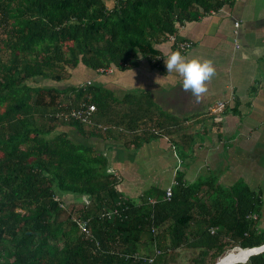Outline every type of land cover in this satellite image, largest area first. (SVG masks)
I'll return each mask as SVG.
<instances>
[{"label": "trees", "instance_id": "obj_1", "mask_svg": "<svg viewBox=\"0 0 264 264\" xmlns=\"http://www.w3.org/2000/svg\"><path fill=\"white\" fill-rule=\"evenodd\" d=\"M223 3L115 0L107 8L103 0H0V264H213L234 247L264 244L250 217L260 201L245 184L185 183L178 171L169 200L164 189L139 202L124 198L107 158L70 137L55 116L84 100L95 105L94 122L112 123L118 134L141 131L153 104L146 93L116 98L88 83L29 84L61 80L79 64L105 73L146 56L158 65L157 43ZM67 124L115 136L112 128ZM118 204L127 207L120 216L104 215ZM250 264H264V255Z\"/></svg>", "mask_w": 264, "mask_h": 264}, {"label": "crops", "instance_id": "obj_2", "mask_svg": "<svg viewBox=\"0 0 264 264\" xmlns=\"http://www.w3.org/2000/svg\"><path fill=\"white\" fill-rule=\"evenodd\" d=\"M223 1L217 11L186 22L175 34L176 41L191 42L183 51L189 58H208L215 64L217 74L199 102L183 90L181 77L167 73L163 57L177 49L168 37L156 44L158 65L145 56L130 68H114L108 74L84 65L73 68L76 76L69 86L90 81L116 98L146 93L153 104L151 113L142 117L141 131L96 136L79 133L67 121L64 127L79 134L74 140L107 158L106 171L117 178L116 188L124 198H154L171 183L175 145L185 183H242L255 192L261 205L257 228L264 231V0ZM103 2L107 8L115 4ZM218 102L224 108L216 114L210 109Z\"/></svg>", "mask_w": 264, "mask_h": 264}, {"label": "clouds", "instance_id": "obj_3", "mask_svg": "<svg viewBox=\"0 0 264 264\" xmlns=\"http://www.w3.org/2000/svg\"><path fill=\"white\" fill-rule=\"evenodd\" d=\"M163 58L167 73H175L181 77L183 90L190 92L197 102L208 93V84L217 74L211 59L198 56L189 58L179 49ZM114 68L112 66L109 69ZM260 255H264V244L242 248L240 252L230 251L223 257L221 264H250L253 257Z\"/></svg>", "mask_w": 264, "mask_h": 264}, {"label": "built area", "instance_id": "obj_4", "mask_svg": "<svg viewBox=\"0 0 264 264\" xmlns=\"http://www.w3.org/2000/svg\"><path fill=\"white\" fill-rule=\"evenodd\" d=\"M235 25L237 26L238 24L236 23ZM169 38L171 40L175 41L177 49L181 50V52L185 51L186 49H188L191 46L190 41L182 40V39L176 41L175 34L169 35ZM87 83L89 84L90 82H87ZM223 108H224V103L218 102V104L215 107L211 108L210 110L213 113L217 114V113H220L223 110ZM95 110H96V108H95V105L93 103L82 100L77 105H75V106H73V107H71L65 111L56 112L55 116L57 118L63 120V121L76 120V121H78L84 125L89 126V127L90 126L95 127L96 129L104 131L107 129V126L103 125L99 122H94L92 119ZM155 133H157V132H155ZM171 148L173 150V153H174L176 160H175V167H174V172H173L174 173L173 180L169 185H167L164 188V198L166 200H169L171 198L172 188L174 185L178 184V181H177L175 175H176V172H178L180 170L181 165L183 163L181 157L178 155V153L176 151L175 145H173ZM86 198H87V196L84 195L83 200L87 201ZM148 200H149V202H154V199H152V198H149ZM125 208H127V207L124 206V208H123V206L121 204H118L111 211L104 212V215L107 217L120 216L121 211ZM250 217L253 219H257L258 215L256 213H254V214H251ZM78 222H79V226H80L81 230L84 231L87 236H91V234L88 231V228L86 226V221L79 220ZM237 248H239V247H237Z\"/></svg>", "mask_w": 264, "mask_h": 264}, {"label": "rangeland", "instance_id": "obj_5", "mask_svg": "<svg viewBox=\"0 0 264 264\" xmlns=\"http://www.w3.org/2000/svg\"><path fill=\"white\" fill-rule=\"evenodd\" d=\"M80 65V67L81 66H83V64H79ZM78 65V66H79ZM85 69V68H84ZM112 70L113 69H107L106 70V74H108V73H110V72H112ZM72 71V72H71ZM78 73V72H77ZM81 73H84V72H82L81 71ZM72 75H74V76H76V73H75V71L73 70V68H69V67H67V69H66V72H65V77H63V79H61V80H53V79H50V78H47V77H40V78H36V79H34V80H30L29 81V84L30 85H32V86H36V85H39V86H56V87H68L69 86V84H71V83H73V79H72ZM83 76H85V75H82L81 77H83ZM70 78V79H69ZM100 78H105V77H103V76H100ZM77 82H79L78 80H75V84L77 83ZM87 82H90V81H87ZM92 83H93V81H92ZM90 84V83H89ZM62 123H63V121H62ZM61 129H63V130H66V131H69V136L70 137H72V138H75V137H78L79 136V134L78 133H76L75 134V130H71V128H65L64 127V125L62 126V127H60ZM105 131V130H104ZM113 131H118V129H116L115 128V130H113ZM80 137V136H79ZM172 151V150H171ZM170 151V153L172 154V152ZM174 157V161L176 160V158H175V156H173ZM174 166H175V162H174V164H173V166H172V170L174 171ZM173 173V172H172ZM174 176V175H173ZM173 180V179H172ZM172 180H171V182H172ZM169 185V184H168ZM71 198L73 199V201H77V200H79V198H78V196L77 195H75L74 196V198H73V196H71ZM61 199H63L62 197H61ZM64 201L63 202H68V198L65 196L64 197V199H63ZM135 200H138V198L137 199H135ZM79 202H82V201H78L77 203H79ZM257 224H258V221H257ZM233 249H235V247L234 248H232V250ZM231 250V251H232ZM230 252V251H229Z\"/></svg>", "mask_w": 264, "mask_h": 264}, {"label": "bare ground", "instance_id": "obj_6", "mask_svg": "<svg viewBox=\"0 0 264 264\" xmlns=\"http://www.w3.org/2000/svg\"><path fill=\"white\" fill-rule=\"evenodd\" d=\"M241 249H242V248H235V249H233V250H235L236 252H240ZM233 250H232V251H233ZM223 257H224V256H223ZM223 257H221V258L218 260V263H216V264H221V261H222Z\"/></svg>", "mask_w": 264, "mask_h": 264}, {"label": "water", "instance_id": "obj_7", "mask_svg": "<svg viewBox=\"0 0 264 264\" xmlns=\"http://www.w3.org/2000/svg\"><path fill=\"white\" fill-rule=\"evenodd\" d=\"M216 263H218V261H216L215 263H213V264H216Z\"/></svg>", "mask_w": 264, "mask_h": 264}]
</instances>
